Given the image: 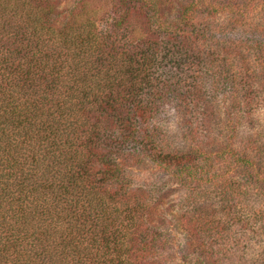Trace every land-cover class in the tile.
I'll return each instance as SVG.
<instances>
[{"label":"trees","instance_id":"obj_1","mask_svg":"<svg viewBox=\"0 0 264 264\" xmlns=\"http://www.w3.org/2000/svg\"><path fill=\"white\" fill-rule=\"evenodd\" d=\"M60 3L0 0V264H170L179 237L194 264L241 254L264 233V151L235 138L263 105L244 49L257 32L264 69V0Z\"/></svg>","mask_w":264,"mask_h":264},{"label":"rangeland","instance_id":"obj_2","mask_svg":"<svg viewBox=\"0 0 264 264\" xmlns=\"http://www.w3.org/2000/svg\"><path fill=\"white\" fill-rule=\"evenodd\" d=\"M71 2L72 0H61L60 6L68 5ZM173 8L175 9V6H173ZM174 12V10L171 11L172 14H174ZM257 35V32L249 34V39L251 40L252 44H254L256 47H247L246 49H244V52L248 54L250 67H252V69L254 70H257V72H262L264 69L259 66V60L255 59V55L258 52V50L256 51V48H259L257 42L260 41ZM258 76V87L260 91L264 93V77L262 76V73H259ZM262 100V107H254L251 119L248 118L247 113H242L241 111H238V113L240 114V119L239 124L237 125L235 138H237V141L240 142V145L242 144L244 146L248 142H253L264 151V98ZM216 107L217 106H215V108ZM216 114V123L214 124L217 125V128H220L221 132H224L226 130V125L224 123L225 114L223 113V109L220 107V112ZM170 116L173 117V114ZM171 117L168 119V121L172 119ZM215 125L212 124V127L216 128ZM166 126L170 131L171 143L175 144L176 142H178L181 144V133L179 130L176 133L177 122L172 119ZM150 176H152V181L158 185L159 189L161 188L160 190H162L163 193V196L159 200L160 204L158 215L165 217H169L170 214L177 215L178 212L175 210L174 205L178 200L184 197L186 192L185 189L179 188L178 186L174 185L171 180H166V177L164 175L159 174L158 172H154V176ZM160 184L163 186L161 187ZM209 197L211 198V203L215 204L218 202L215 189L211 190V192L209 193ZM262 208L264 209V206ZM247 234H249L250 239L248 238L246 241V245L242 246L244 247L242 253L239 254V251H236V253H234L232 250V255L228 257V261H221L220 264H264V233L263 235H261L260 233L258 234L251 232ZM179 239L181 244L178 247L171 246L168 248V251L167 249H163V252L168 253L163 259H167L170 264H194V259L196 258L195 254L192 252H187L188 245L186 241L182 237H179ZM177 255H180V259H176L178 258ZM155 264L160 263L158 262Z\"/></svg>","mask_w":264,"mask_h":264}]
</instances>
